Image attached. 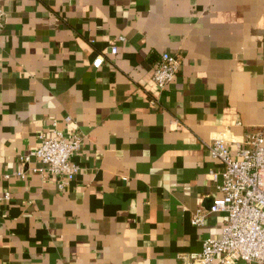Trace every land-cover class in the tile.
Segmentation results:
<instances>
[{"label":"crops","instance_id":"0c3cea01","mask_svg":"<svg viewBox=\"0 0 264 264\" xmlns=\"http://www.w3.org/2000/svg\"><path fill=\"white\" fill-rule=\"evenodd\" d=\"M0 6V264H183L219 237L227 213L192 217L222 195L212 139L264 133V0ZM164 52L180 69L159 92ZM54 122L85 136L64 190L20 158Z\"/></svg>","mask_w":264,"mask_h":264},{"label":"built area","instance_id":"2783aa9c","mask_svg":"<svg viewBox=\"0 0 264 264\" xmlns=\"http://www.w3.org/2000/svg\"><path fill=\"white\" fill-rule=\"evenodd\" d=\"M5 25L6 12L0 6V34ZM110 51L116 54L118 47L112 46ZM103 60V55H99L93 66L100 67ZM179 69L178 58L164 52L152 70L159 92L167 89ZM71 119V116L66 117L67 121ZM84 139L82 133H66L54 122L52 134L39 133L36 146L20 158L27 164L35 161L29 170L39 173L43 179L56 178L59 190H64L80 171L73 158L81 150ZM235 144V153L223 136L213 138L208 144L212 158L222 164L221 170L210 172V178L217 182L222 195L213 200L208 211L199 208L192 217V223L201 226L207 214L225 212L228 223L219 237L206 238L202 250L189 254L183 264H237L238 261L264 264V133H252L246 140ZM14 174L24 177L26 172ZM9 197L10 194L6 193L5 198Z\"/></svg>","mask_w":264,"mask_h":264}]
</instances>
